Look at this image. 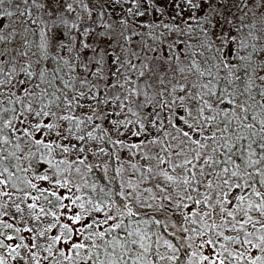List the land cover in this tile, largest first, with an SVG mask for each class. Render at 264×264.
<instances>
[{
    "label": "snow or ice",
    "instance_id": "obj_1",
    "mask_svg": "<svg viewBox=\"0 0 264 264\" xmlns=\"http://www.w3.org/2000/svg\"><path fill=\"white\" fill-rule=\"evenodd\" d=\"M0 264H264V0H0Z\"/></svg>",
    "mask_w": 264,
    "mask_h": 264
}]
</instances>
